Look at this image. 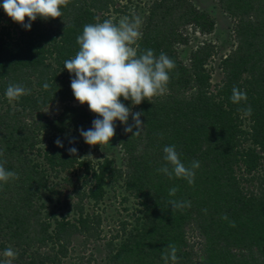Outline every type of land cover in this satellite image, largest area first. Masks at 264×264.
<instances>
[{"label": "trees", "instance_id": "1", "mask_svg": "<svg viewBox=\"0 0 264 264\" xmlns=\"http://www.w3.org/2000/svg\"><path fill=\"white\" fill-rule=\"evenodd\" d=\"M119 1L70 0L61 18H38L31 30L16 22L13 29L0 6V22L6 15L0 25V160L18 174L0 183V249L18 248L13 264H63L77 235L84 250L104 240L100 214L84 205L87 200L97 206L107 185H117L125 192L121 201L133 197L137 207L132 220L122 221L103 241L101 264H164L162 253L169 244L178 249V264H264V0H217L233 19L234 36L231 49L219 57L217 83H212L215 43L196 44L186 61L178 50L189 43L188 28L212 33L214 18L191 0H153L143 14L138 52L152 49L158 56L163 51L175 61L168 91L137 106L121 98L143 113L144 130L132 136L117 121L120 154L91 159L79 130L89 129L94 117L75 103L73 77L64 61L79 50L77 36L85 24L131 17L126 10L133 6L135 11L137 5H116ZM10 83L30 93L9 104ZM233 86L246 91L247 103H232ZM57 102L63 104L57 115L39 116ZM248 105L252 114L243 116L238 109ZM73 138L76 142L70 143ZM169 145L176 146L186 165L200 162L193 185L156 171L166 163L163 148ZM71 147L78 155L69 153ZM66 172L74 178L62 176ZM60 177L70 193L56 204L74 211L71 218L41 201L42 191L61 196L50 184V178ZM173 187L178 191L170 196ZM173 199L190 201L191 207L173 211ZM192 233L198 251L188 237ZM75 262L84 264L78 257Z\"/></svg>", "mask_w": 264, "mask_h": 264}, {"label": "clouds", "instance_id": "2", "mask_svg": "<svg viewBox=\"0 0 264 264\" xmlns=\"http://www.w3.org/2000/svg\"><path fill=\"white\" fill-rule=\"evenodd\" d=\"M69 2L70 0H3L0 6L14 22L31 30L32 22L38 18H61L62 8L67 7ZM141 26L142 19L135 14L122 17L118 22L109 18L103 22L85 24L82 34L77 36L79 50L73 58L64 61V68L73 77L71 88L76 100L81 105L86 104L97 116L89 129L79 130L80 136L90 146L99 145L102 151L116 135V121L125 125V132L132 133V136H139L144 130L145 124L141 120L143 113L134 112L121 98L123 101H131L132 106H137L144 100L150 102L154 96L166 94L171 80L170 74L176 67L175 61L163 51L158 56L152 49L138 52V41L143 36ZM43 87L47 90L50 85L45 82ZM29 93L30 90L24 85L10 83L5 95L11 102ZM247 100L246 91L233 86L232 103H247ZM238 111L243 116H250L252 107L248 105ZM130 117L133 121L131 124ZM75 142V138L70 141ZM56 144L64 147L60 139L56 140ZM68 151L71 155H78L76 147H71ZM163 152L166 163L156 171L169 179H184L193 185L195 170L200 168V162L193 160L186 165L175 145L165 146ZM0 156H3L2 151ZM5 164L6 161L0 160V183L18 179V174L8 170ZM177 191L173 187L169 189V195L175 196ZM169 204L173 211L191 207L190 201L173 199ZM222 218L227 219V216ZM232 226H235L234 222ZM177 252L176 245L169 244L162 253L164 264H178ZM3 255L14 259L18 252L9 247ZM7 264H11V260Z\"/></svg>", "mask_w": 264, "mask_h": 264}, {"label": "rangeland", "instance_id": "3", "mask_svg": "<svg viewBox=\"0 0 264 264\" xmlns=\"http://www.w3.org/2000/svg\"><path fill=\"white\" fill-rule=\"evenodd\" d=\"M1 1V0H0ZM120 0L118 4L116 5H124V4H129V5H137L136 10L131 7L126 10V12H131V14H135L136 16H139L141 19H143V14L146 11V7L149 6V4L153 0ZM194 5L201 10L207 11L209 15L214 18L215 20V28L212 31V33L207 34L209 35L208 41H212L215 43L218 47V53L215 55V58L213 60V67L214 70L212 71V83H217L220 81L222 74H218L219 68L217 66L219 62V57L222 54L227 53L230 49L231 46L234 43V36L232 33V24H233V19L229 17L226 13L222 11L220 8V4L217 0H191ZM2 10V9H0ZM131 15V16H132ZM123 16V15H121ZM6 15L2 18V21L0 22V25H2L5 22ZM12 23V28L15 29L16 25L13 20H11ZM188 34L190 36L189 38V43L188 45L180 46L178 47L180 58L182 61H186L188 59V55L190 53V50L192 47H194L197 43L200 42V36L198 34H194L192 31L188 30ZM13 101H9V104H12ZM76 104L81 105L78 101H75ZM62 103L57 102L53 105H50L39 113L40 117H51L53 115H57L61 109H62ZM90 111L94 117V119L97 118L96 114H94L86 104L83 105ZM118 123L116 121V128L118 127ZM115 136L112 139L111 143L108 145L104 146L103 151L101 150V147L98 146L97 149L94 148V146H89L88 150L90 151V158L91 159H100L102 155L104 156H115L119 155V148L115 144ZM118 158V157H117ZM119 159V158H118ZM62 176L66 177H72L74 178L72 173H63ZM50 184L54 183L55 188L60 189L62 191L61 196H59L56 193H51L48 191H42L41 192V201H43L46 205V209H50L56 212H62L63 214L69 215V218H71L75 212L72 210H67V208H62L61 202L57 203V198L60 197L62 200L68 193H70V186L69 184L65 183L62 181V178H50ZM57 183V184H55ZM247 185V184H246ZM109 191L106 194V197L103 198V200L97 205V206H92L91 204L87 203V200L85 202V209L88 212H94V213H99L101 216V237H104L103 239L106 240L110 237V235L114 234L119 230L120 223L122 221H131L132 216L134 215V210L137 207V201L135 198L130 197L125 202L121 201V197L125 194L121 187L115 185V186H110ZM60 206L61 208L57 207ZM189 239L191 243L193 244V247L196 251L199 250V240L198 238L194 235V233L189 234ZM82 237L81 235H77L76 237L73 238L72 244L70 245L71 250H70V256L65 258L63 261V264H75L76 258L78 257L79 259H82L84 264H101L103 263V258H104V248L103 246V241H100L99 243H89L86 245L85 250L83 249V245L81 244ZM13 250L18 252V248L10 245ZM4 250L0 249V264H7L9 260H11V264L14 263L16 258H8L3 255ZM89 254H92L93 260L91 259L89 262L87 261V257Z\"/></svg>", "mask_w": 264, "mask_h": 264}, {"label": "built area", "instance_id": "4", "mask_svg": "<svg viewBox=\"0 0 264 264\" xmlns=\"http://www.w3.org/2000/svg\"><path fill=\"white\" fill-rule=\"evenodd\" d=\"M188 30L192 31L190 28H188ZM192 32H193V31H192ZM193 33H194V34H198V35L200 36V39H201L200 42H199L200 44H202L204 40L208 41L207 39L209 38V37H208L209 35H207V34H201V33H200L199 31H197V30L194 31ZM209 34H210V33H209ZM197 44H198V43H197Z\"/></svg>", "mask_w": 264, "mask_h": 264}]
</instances>
